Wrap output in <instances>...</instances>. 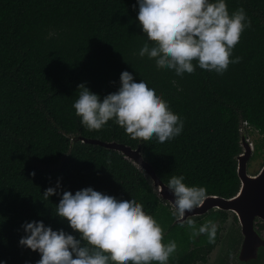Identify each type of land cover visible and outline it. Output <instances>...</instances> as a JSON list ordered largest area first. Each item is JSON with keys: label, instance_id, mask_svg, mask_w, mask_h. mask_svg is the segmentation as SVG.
Masks as SVG:
<instances>
[{"label": "trees", "instance_id": "obj_1", "mask_svg": "<svg viewBox=\"0 0 264 264\" xmlns=\"http://www.w3.org/2000/svg\"><path fill=\"white\" fill-rule=\"evenodd\" d=\"M225 3L230 14L243 8L251 21L230 57L240 62L221 75L194 61V73L177 76L139 56L143 44L152 42L137 19V0H0V264L41 259L38 251L19 244L26 222L43 221L79 239L68 221L56 216V205L63 191L75 194L87 187L142 203L162 225L164 243H177L168 264L190 263L187 248L197 235L188 225L173 226L170 205L145 175L122 154L101 146L78 141L70 153L71 137L134 149L141 143L165 184L172 175H183L187 186L206 187L207 196H234L242 125L262 136L260 151L264 146V0ZM123 71L163 94L184 121L179 136L164 143L155 137L143 141L114 120L101 130L81 123L73 108L78 85L102 101L118 91ZM58 181L60 195L44 199V191Z\"/></svg>", "mask_w": 264, "mask_h": 264}, {"label": "clouds", "instance_id": "obj_2", "mask_svg": "<svg viewBox=\"0 0 264 264\" xmlns=\"http://www.w3.org/2000/svg\"><path fill=\"white\" fill-rule=\"evenodd\" d=\"M137 4V19L152 42L151 46L143 44L139 56L154 59L158 69L183 76L196 71L195 61L199 68L222 75L230 64L240 62V57H230L251 26L243 8L230 14L225 0H137ZM78 90L73 108L89 130H101L114 120L132 139L155 137L160 143L183 130L184 121L173 113L163 94L157 95L143 80L135 82L128 71L121 73L118 91L102 101L83 83ZM184 180L183 175H172L167 183L175 198L173 215L180 218L201 207L207 198L206 187L187 186ZM59 188V181L48 187L44 199L60 195ZM56 216L66 219L79 239L63 229L54 231L43 221L26 222L22 225L26 235L19 244L41 254L37 264H168L177 251L176 241L164 243L162 225L134 198L118 200L92 187L75 194L63 191ZM187 224L193 236L206 234L208 243H215L216 223L209 220L198 230L194 220L188 219Z\"/></svg>", "mask_w": 264, "mask_h": 264}, {"label": "water", "instance_id": "obj_3", "mask_svg": "<svg viewBox=\"0 0 264 264\" xmlns=\"http://www.w3.org/2000/svg\"><path fill=\"white\" fill-rule=\"evenodd\" d=\"M81 141L85 144H91L101 146L108 150L116 151L122 154L127 160L142 172L149 184L153 187L155 194L161 198L164 202L168 203L174 212L176 208L173 194L168 190L167 184H165L157 175L152 164L146 160L144 149L140 143L137 148H132L125 144L114 142H103L97 139H89L82 135L71 137V150L74 147L75 142ZM240 153L236 156L237 162V174L240 181V190L236 196L230 199L222 198L220 196L210 195L207 196L205 203L191 212L186 211L185 217L180 218L176 215L174 225L185 224L188 219H196L210 213L212 211H230L237 212L240 217L252 216L251 220L255 216L264 218V165L256 175L249 173V164L254 156L256 147L249 138V134L245 125H242L240 129ZM258 213H252L256 212Z\"/></svg>", "mask_w": 264, "mask_h": 264}, {"label": "flooded vegetation", "instance_id": "obj_4", "mask_svg": "<svg viewBox=\"0 0 264 264\" xmlns=\"http://www.w3.org/2000/svg\"><path fill=\"white\" fill-rule=\"evenodd\" d=\"M263 165L264 163L251 175L258 174ZM239 190L240 185L234 196ZM171 210L174 213L172 207ZM257 210L252 213H258ZM174 217L176 220L177 216L174 215ZM251 217L250 215L246 218L240 217L233 210H219L192 219L195 221L197 230L211 220L218 225V231L214 244L208 243L206 234L195 237V242L187 248V254L191 259L188 264H264V218L255 216L251 220ZM178 225L188 224L186 222Z\"/></svg>", "mask_w": 264, "mask_h": 264}, {"label": "rangeland", "instance_id": "obj_5", "mask_svg": "<svg viewBox=\"0 0 264 264\" xmlns=\"http://www.w3.org/2000/svg\"><path fill=\"white\" fill-rule=\"evenodd\" d=\"M249 131V138L253 142V144L256 147L255 153H254V158L250 161V170L249 173H253L255 169L257 170L260 168V166L264 163V146L262 147V150L260 151L259 146H262V136L257 132L252 129H248ZM247 131V132H248ZM259 148V149H258Z\"/></svg>", "mask_w": 264, "mask_h": 264}]
</instances>
